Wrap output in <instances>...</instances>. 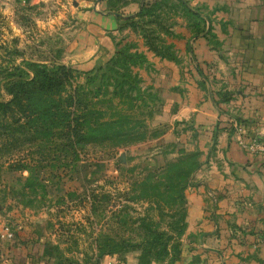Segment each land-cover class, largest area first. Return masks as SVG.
Instances as JSON below:
<instances>
[{"label":"crops","instance_id":"crops-1","mask_svg":"<svg viewBox=\"0 0 264 264\" xmlns=\"http://www.w3.org/2000/svg\"><path fill=\"white\" fill-rule=\"evenodd\" d=\"M58 1L69 18L61 26V62L89 70L104 64L122 37L132 42L146 59L134 70L155 97L156 121L170 124L164 136L199 151L184 190L179 256L151 264H264V154L238 143L264 140V0ZM154 1L175 59L150 50L139 32L120 28L123 16ZM195 23L209 33L196 34ZM137 256L135 250L107 254L98 264H138Z\"/></svg>","mask_w":264,"mask_h":264},{"label":"rangeland","instance_id":"rangeland-1","mask_svg":"<svg viewBox=\"0 0 264 264\" xmlns=\"http://www.w3.org/2000/svg\"><path fill=\"white\" fill-rule=\"evenodd\" d=\"M67 14L58 0H0L1 64H64L59 55L66 44L60 38L64 39L61 26L68 22ZM122 38L118 49L132 44ZM75 82H84V74H78ZM140 85L148 89L142 81ZM0 86V98L6 99L4 85ZM157 106L154 95L147 93L119 104L124 113L141 121L134 136L142 139L91 141L77 147L78 158L69 167L49 148L41 153L29 150L25 157L38 161L35 174L43 182L34 188L24 186L28 170H11L8 162L13 158L0 157V262L94 264L96 246L106 235L142 240L137 218L147 215L159 228L168 227L177 218L171 215L180 202L173 205L163 185L185 182L189 174L184 171L199 151L164 136L170 124L156 121ZM191 153L193 158L188 156ZM154 183L162 185L161 194L155 195L149 187ZM52 246H58L57 252Z\"/></svg>","mask_w":264,"mask_h":264},{"label":"trees","instance_id":"trees-1","mask_svg":"<svg viewBox=\"0 0 264 264\" xmlns=\"http://www.w3.org/2000/svg\"><path fill=\"white\" fill-rule=\"evenodd\" d=\"M158 7V2H143L137 13L123 16L120 28L130 27L139 32L150 50L175 59L172 45L166 44L161 36V33H170V30L159 19ZM188 12L194 20L198 18L197 12ZM196 26L197 23L192 28L196 34L210 31V27ZM133 47V44H126L116 48L104 64L84 71L65 64L48 66L27 61L25 66L5 67L0 62V85H4L8 95L6 99L0 98V157L7 155L13 158L8 162L9 169L30 172L24 186L34 188L37 184L43 185L35 174L38 161L25 157L29 150L41 153L44 148H49L57 155V160L64 161L63 164L69 167L78 158L77 147L91 141L126 137H131L133 141L142 139L134 136L141 121L118 107L125 100L142 99L145 93L153 96L149 88H141L142 79L133 70L146 60L144 54L133 50ZM187 49L193 56L191 45ZM78 74H84V82H75ZM70 156L74 157L70 159ZM188 156L193 158L194 153ZM198 165L196 160L187 172L183 170L189 176L181 185L163 182L164 192L173 205L178 204L176 200L180 202L179 208H174L171 215L177 218L168 227L159 228L147 215L141 216L136 221L143 231L142 240L132 242L124 235L118 238L106 235L96 246L98 252L94 255V264H98L103 255L124 254L133 250L138 251V264L176 259L180 253V237L186 227L184 190ZM163 169L170 176V170L167 167ZM148 174L154 178L157 175L155 172ZM161 174L163 176L164 171ZM160 186L154 183L149 187L156 195L162 193L158 190ZM145 187H141L143 193L147 191ZM57 249L58 246H52L53 251L57 252Z\"/></svg>","mask_w":264,"mask_h":264},{"label":"built area","instance_id":"built-area-1","mask_svg":"<svg viewBox=\"0 0 264 264\" xmlns=\"http://www.w3.org/2000/svg\"><path fill=\"white\" fill-rule=\"evenodd\" d=\"M235 130L241 132L242 128L238 125L235 126ZM238 143L252 154H264V140H260L256 137L238 139Z\"/></svg>","mask_w":264,"mask_h":264}]
</instances>
